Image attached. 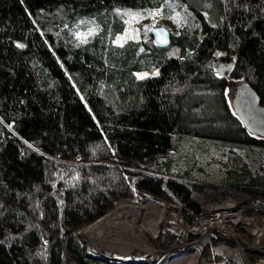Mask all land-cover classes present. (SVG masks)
Segmentation results:
<instances>
[{
    "label": "trees",
    "instance_id": "obj_1",
    "mask_svg": "<svg viewBox=\"0 0 264 264\" xmlns=\"http://www.w3.org/2000/svg\"><path fill=\"white\" fill-rule=\"evenodd\" d=\"M155 9L178 18L167 49L142 27L113 42ZM220 53L264 104V0H0V264H107L76 231L120 200L191 223L200 202L264 199V139L230 108ZM161 225L152 264L179 251Z\"/></svg>",
    "mask_w": 264,
    "mask_h": 264
},
{
    "label": "bare ground",
    "instance_id": "obj_2",
    "mask_svg": "<svg viewBox=\"0 0 264 264\" xmlns=\"http://www.w3.org/2000/svg\"><path fill=\"white\" fill-rule=\"evenodd\" d=\"M146 203L147 205H145ZM152 203H156L161 207L159 203L153 201L152 199H145L137 204L136 207L139 211L133 214L130 220H118L112 218L111 220L109 219L110 221L106 222L99 221L93 224L91 223V226L82 229L77 233L79 235V233L82 232L85 241H88L90 238L96 236L102 237V240L95 244V252L110 258L117 259L122 262L130 260H152L155 253H158V251H156V248L151 245L144 233L155 239L157 233L159 232L160 225L164 221V217H162L164 216V210L163 213H158L154 209L149 208ZM235 208V205L230 202L213 208L211 210V215L213 216L212 219L203 221L201 225L204 227L201 231L202 235L198 238L199 240L196 239L193 241L194 244L188 249L183 250L179 255H172L165 264H196L200 256L201 249L207 243L209 232L214 227L218 226L220 219L229 217L234 218ZM114 211H118L117 206L114 208ZM139 221L141 223L140 225L138 224ZM186 230L189 231L190 229L187 228ZM194 231L198 232L199 230L197 229V231ZM228 258L236 260V262L239 261L237 253H232ZM260 264H264V261Z\"/></svg>",
    "mask_w": 264,
    "mask_h": 264
},
{
    "label": "built area",
    "instance_id": "obj_3",
    "mask_svg": "<svg viewBox=\"0 0 264 264\" xmlns=\"http://www.w3.org/2000/svg\"><path fill=\"white\" fill-rule=\"evenodd\" d=\"M225 201H232V203L235 205V217L220 219L218 222V226L214 227L209 232V237L210 233L216 232L217 234H219V236L226 239V241L214 247V252H217L222 258V264H252V259L249 256L248 252H250V255L262 253L263 257L259 259L255 264L262 263L264 261L263 198L237 191L229 194L225 200L220 202H203L205 203L204 206L201 204L202 202H200V205L203 207L202 211L204 209L201 220H199L200 218L198 216L199 219L196 218L195 220H192L191 223H187L181 220L179 211H167L162 202L156 201L164 210L163 217L164 220L167 221V226L161 225V227L163 226V228H167L172 233L181 236L179 239L180 244L177 247L179 249H183L185 246L191 243V241H189V236H197L199 238L202 235V232H194L192 230L194 226H200L203 228L204 226H201L203 221L212 219L213 217L211 215V210L215 208L216 205L221 204ZM208 204L215 205L210 206ZM199 215L201 216V212L199 213ZM187 228H190L191 231H187ZM243 230L249 233L247 234L248 243H246L245 238L242 237L243 235L240 234ZM228 240H231L233 243L228 242ZM208 241L209 238L207 237V242ZM232 253H237L239 257L238 262H236V260L228 258ZM158 254H163V252L161 250H158Z\"/></svg>",
    "mask_w": 264,
    "mask_h": 264
},
{
    "label": "rangeland",
    "instance_id": "obj_4",
    "mask_svg": "<svg viewBox=\"0 0 264 264\" xmlns=\"http://www.w3.org/2000/svg\"><path fill=\"white\" fill-rule=\"evenodd\" d=\"M156 26H163V27L167 28L170 32L173 31V32H176L177 33L178 18H177V16L175 14L174 15L173 14H165V13H163L159 9L152 10L150 12V14H149V17H144V16H141L140 15L138 17L134 16V17H132L130 19L127 18L126 25L123 28V31L116 36V38L113 40V42L115 44L120 45V44L124 43L127 40L139 41L142 38V35L139 32V30H138L139 27H142V28H146V29L151 30L152 28H154ZM76 34H79L78 35L79 37H83V36H85L87 34V31L78 29L76 31ZM215 59L216 60L213 63V67L215 68V70L217 71L218 74H221V75L225 76L226 79H227V86H226L225 94H226V99H227V102H228L230 108L233 109V107H234V100H235L236 92H237V88L241 84H244L245 82L243 80H241V79H236V78H233V77L230 76L229 73H230V68L232 66V57L231 56H228V55H225L223 53H220V54H218V56ZM222 67H226V70L224 72H220V69ZM155 72H156L155 69H151V70L147 71V73H149V74H153ZM144 200L145 199H143L141 201H144ZM153 201H155V200H153ZM119 202L121 204H119L117 206L118 211H114L113 209L115 208V206ZM227 202L228 201H225V202H222L221 204H218V205H223V204H225ZM230 202L232 203V201H230ZM122 203H128V204H122ZM201 204L204 206L205 203L202 202ZM145 205H147V203ZM208 205L214 206L215 204H208ZM218 205H216V206H218ZM136 206H137V204L136 205L130 204V202H128L126 200L117 201L115 203L114 207H112L110 210H108L107 212H105L104 213L105 215L103 214L104 217L101 215L102 218L100 220H98V221H95L94 220L95 222L94 221H92V222H94V223L99 222V221L106 222V221H110L112 218H115V219H118V220L119 219H128V220H130L132 218L133 214H135L136 212L139 211ZM150 206L153 207L152 204ZM151 207H149V208H151ZM151 209H154L158 213H163V209L162 210H157L155 208H151ZM173 211H178V210H173ZM203 211H204V209H203ZM203 211L201 210V216L198 215L200 219L197 217L199 220H201ZM98 218H100V217H98ZM161 221H162V218H161ZM92 222L88 223L85 226H82L81 228H79L76 231V236L83 243L84 248H85V252H87V253H91V252L97 253V252H95V248L94 247H95V244H97L99 241L102 240V237L96 236V237H92L93 239L90 238V240L85 241L82 232L79 233V235H78L77 232L80 231V230H82V229H85V228L91 226L93 224ZM138 224L139 225L141 224L140 221L138 222ZM162 225L163 226H167V221L164 220L162 222ZM199 225H201V224H199ZM163 229L164 230H168L167 228H163ZM163 229L161 227V231H163ZM197 229L199 230L198 232H201L202 231V227H200V226H194V228L192 230L193 231L194 230L197 231ZM141 230H143V229H141ZM161 231H160V233H161ZM189 231H191V229ZM243 231H244V233L249 234L247 231H245V230H243ZM244 233H242V231H241L240 234L243 235L242 237L245 238L246 243H248L247 236ZM144 234H145V237L151 243V245H153L156 248V251L161 250L162 252H164V250L160 247V243H159V240L161 238V234H159V237L157 238V241H156V239H153L150 236H148L146 233H144ZM176 236L178 237V240L181 237V236H178V235H176ZM179 244H180V242L178 243V245ZM193 244H194V242L189 243L183 249H188ZM177 249H179V248L177 247ZM179 250H182V249H179ZM175 253H177V252H170V254H175ZM213 253L215 254V259H214L215 260V263L222 264L223 263V262H221V259L222 258L219 256V254L217 252H214V250H213ZM97 254H99V253H97ZM157 254L158 253L156 252L155 255H154V257L152 258V260H147V261H131L130 260V261H125V262L124 261L123 262L122 261H118V262H115V263L116 264H130V263H135V264H152L154 262V258L156 257ZM250 257L252 259L251 263L252 264H255L259 259H261L263 257V254L262 253L252 254V255H250ZM159 261H160V259L158 261H156L155 264L157 262H159ZM166 261H165V263H166ZM233 264H235V263H233Z\"/></svg>",
    "mask_w": 264,
    "mask_h": 264
},
{
    "label": "water",
    "instance_id": "obj_5",
    "mask_svg": "<svg viewBox=\"0 0 264 264\" xmlns=\"http://www.w3.org/2000/svg\"><path fill=\"white\" fill-rule=\"evenodd\" d=\"M150 35L153 39L154 45L158 49H167L171 44V32L163 26L152 28L150 30ZM225 70L226 67H222L220 72H224ZM233 111L242 122L247 132L264 139V104L261 103L258 94L250 85L244 83L237 88ZM211 235L212 233H210V236ZM183 250L185 249L179 250L175 254H169L167 260L170 259L172 255H179ZM86 255L88 258L102 261L107 264H116L115 262L119 261L94 252H86Z\"/></svg>",
    "mask_w": 264,
    "mask_h": 264
},
{
    "label": "snow or ice",
    "instance_id": "obj_6",
    "mask_svg": "<svg viewBox=\"0 0 264 264\" xmlns=\"http://www.w3.org/2000/svg\"><path fill=\"white\" fill-rule=\"evenodd\" d=\"M77 35H79V34H77ZM19 47H23V45H18ZM155 74H158V73H155ZM139 78H143V76H140Z\"/></svg>",
    "mask_w": 264,
    "mask_h": 264
}]
</instances>
